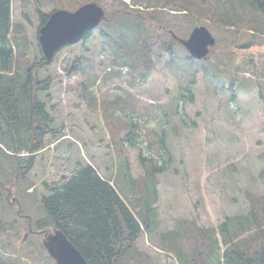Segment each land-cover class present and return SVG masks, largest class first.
Listing matches in <instances>:
<instances>
[{
	"label": "rangeland",
	"instance_id": "374dc122",
	"mask_svg": "<svg viewBox=\"0 0 264 264\" xmlns=\"http://www.w3.org/2000/svg\"><path fill=\"white\" fill-rule=\"evenodd\" d=\"M90 1L105 8L109 20L104 21V26L108 28L115 12L127 9L123 2L127 3L131 16L148 11L156 27L162 24L165 27V31L150 29L152 40L159 38L153 43L155 67L147 82L132 86L131 77L125 74L107 84L100 82L96 90L101 99L120 95L135 105L131 114H119L124 120L135 122L140 135L146 133L141 147L131 155L135 175L142 172L140 149L150 155V143L159 147L158 142L164 139L172 160L169 170L158 177L161 230L173 229L181 219L192 218H197L200 225L217 227L226 217L247 212L250 204L244 191L264 193V185L258 178L263 167L260 155L264 153V110L260 86L254 84L257 80L264 89V13L244 0H179L185 3L177 6L162 0H38L45 15L58 8L74 11ZM35 2L11 0V17L15 27L22 24L29 36L31 58L40 60L44 53ZM232 12L243 17L241 32L236 31L234 18H229ZM134 17L129 18V26L125 27L130 30L127 33L136 31L131 30L136 22ZM201 25L208 27L217 42L205 60L195 62L196 67L205 64L208 69L188 72L190 54L185 47L177 41L172 57L163 50L162 41L174 39L170 31L186 39ZM81 55L90 56L100 74L108 70L111 51L99 28L86 40L60 49L52 63L39 73L41 80L52 77L50 89L40 96L45 101L51 99L46 107L55 116L54 127H63L64 131L47 137V148L37 154L28 177L17 183L9 201L2 206L0 214L13 225L0 237V248L6 259L20 258V264H56L44 247L43 235L30 231L44 213L40 200L43 194H49V187L64 183L80 164L87 162L99 168L107 179L114 176V152L107 146L109 131L100 111H90L85 105L77 108L73 89L78 80L63 79L67 65ZM237 64H241L239 77L244 91L233 93L222 88L228 82L217 78L215 73L225 75L226 69ZM235 77L233 74L231 80ZM158 160L163 161L159 157ZM11 171H0L5 185H12L15 173ZM14 196L31 222L18 215L11 203ZM154 238L143 237L139 248L149 252L156 264H177L159 250L158 235Z\"/></svg>",
	"mask_w": 264,
	"mask_h": 264
},
{
	"label": "trees",
	"instance_id": "16d2710c",
	"mask_svg": "<svg viewBox=\"0 0 264 264\" xmlns=\"http://www.w3.org/2000/svg\"><path fill=\"white\" fill-rule=\"evenodd\" d=\"M162 1L170 6L185 3L179 0ZM244 1L264 13V0ZM121 4L127 9L117 10L115 17L124 18L118 20L116 17L114 20L115 17H112L108 28L104 26V21L109 20L106 15L99 27L111 51L108 62L110 70L100 74L94 60L86 55L71 61L65 69L67 81L78 80L73 89L75 106L81 108L85 105L90 111L101 113L109 131L107 146H111L114 152V176L107 179L93 164H80L64 183L48 186L49 194H43L40 200L44 213L36 219L30 231L46 238L55 230H61L88 264H156L154 257L138 246L143 237L152 240L156 235L159 250L177 264H264V193L256 195L244 191L250 204L249 210L226 217L217 227L200 225L197 218H192L181 219L173 229L161 230L158 177L169 170L172 160L164 147V139L158 142L159 147H153V143H150V155L140 149L142 172L135 175L131 155L141 147L146 133L140 135L135 122L124 120L119 115L131 114L135 105L120 95L103 99L96 95L100 82L107 84L121 79L125 74L131 77L132 86L147 82L155 67L153 43L159 38L157 36L152 40L150 29L157 31L162 28L165 31L163 24L157 27L153 24L148 11H138L134 17L127 3ZM35 6L42 27L49 16L41 12L38 0ZM241 16L234 12L229 15V18H234L238 32L244 26ZM131 17L136 19L135 25L131 24V30H136L134 34L127 33L129 28L125 30ZM90 35L91 32H88L84 40ZM176 43L175 38L163 40V50L173 57ZM29 46L30 40L24 26L19 24L15 27L12 21L11 0H0V171L6 173L12 170L15 173L11 179L12 185H5L0 179V213L17 183L28 177L37 154L47 148V137L57 136L64 131L63 127H54L55 116L46 107L51 99L45 101L40 96L42 91L50 89L52 77L41 80L39 73L52 61L48 62L44 56L40 60L32 59ZM188 59L191 67L188 72L208 69L205 64L196 67L195 62L198 61L190 56ZM241 69V64H237L232 69H226L225 75L215 73L217 78L223 81L225 78L228 82L222 85L224 90L233 93L244 91L239 77ZM233 74L236 77L231 80ZM254 84L260 86L264 110V89L259 81H254ZM131 116L135 117L133 114ZM23 152L27 155H23ZM158 157L163 161L159 162ZM260 159L263 167L258 178L264 185V153ZM15 198L11 203L16 206L18 215L31 222L32 219ZM12 225L13 222L0 214V237ZM0 264H20V258L6 259L0 248Z\"/></svg>",
	"mask_w": 264,
	"mask_h": 264
},
{
	"label": "water",
	"instance_id": "95a60500",
	"mask_svg": "<svg viewBox=\"0 0 264 264\" xmlns=\"http://www.w3.org/2000/svg\"><path fill=\"white\" fill-rule=\"evenodd\" d=\"M105 17V10L96 2H89L75 11L58 9L53 11L46 24L41 27L39 41L42 51L51 61L55 53L66 44L77 43L84 35L96 28ZM195 59H204L216 40L205 26H197L187 39H179ZM44 244L57 264H88L78 248L61 230L46 236Z\"/></svg>",
	"mask_w": 264,
	"mask_h": 264
},
{
	"label": "flooded vegetation",
	"instance_id": "af4514ba",
	"mask_svg": "<svg viewBox=\"0 0 264 264\" xmlns=\"http://www.w3.org/2000/svg\"><path fill=\"white\" fill-rule=\"evenodd\" d=\"M170 34H171V35H173V33H172V32H170ZM173 36H174V35H173Z\"/></svg>",
	"mask_w": 264,
	"mask_h": 264
}]
</instances>
